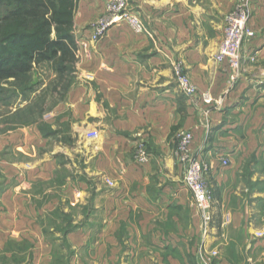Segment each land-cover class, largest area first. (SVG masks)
Listing matches in <instances>:
<instances>
[{
    "label": "crops",
    "instance_id": "0c3cea01",
    "mask_svg": "<svg viewBox=\"0 0 264 264\" xmlns=\"http://www.w3.org/2000/svg\"><path fill=\"white\" fill-rule=\"evenodd\" d=\"M107 1L79 0L74 27L85 56H78V83L63 117L73 143L58 148V156L49 154L46 180L66 170L76 178L110 181L108 187L118 191L89 197L86 181L64 178V197L46 202V222L59 225L46 224V264H194L193 229L177 228L172 214L189 210L191 225L195 212L200 216L191 194L178 184L180 165L173 158L177 135L184 131L193 135L192 155L209 166L213 195L204 251L216 252L218 264H264V235L257 236L264 229V165L244 164L248 157H264V0H251L248 27L254 37L243 46L235 79L214 56L226 16L239 0H130L146 33L134 34L121 24L94 43L88 30H80L103 13ZM179 60L197 88L192 99L176 84L172 67ZM205 92L210 106L199 98ZM139 143L149 154L143 166L132 157ZM154 174L168 183L152 196ZM14 189L0 194L10 209ZM0 220L17 216L7 211ZM64 220L74 227L61 228ZM125 222L120 244L117 223ZM167 222L171 228L164 227ZM18 238L16 231H0V250ZM44 260L40 255L32 264Z\"/></svg>",
    "mask_w": 264,
    "mask_h": 264
},
{
    "label": "rangeland",
    "instance_id": "374dc122",
    "mask_svg": "<svg viewBox=\"0 0 264 264\" xmlns=\"http://www.w3.org/2000/svg\"><path fill=\"white\" fill-rule=\"evenodd\" d=\"M104 12L105 6L103 13L85 29L80 30V33L87 30L91 33V26ZM75 32L74 27L76 51L73 60L65 64L68 69L64 74L58 75L52 63L44 62L34 66L26 79L0 83V194L10 186L15 187L14 193H16L15 204L11 209V205L0 202V213L8 211L17 216V220L13 221L0 220V231L9 234L16 231L20 236L16 240H8L5 243L0 250V264H32L34 258L40 255L45 257L42 264H46V224L55 228L59 226L56 225L57 221L46 222V202L49 199L64 197L61 194V187L65 184L64 178L69 177L71 182H75L77 178L86 181L89 185L87 188L89 197L118 191L114 187H108L111 186L108 181H106V186L100 178H88L85 175L76 178L73 173L66 170H63V173H57L53 179L46 180V163H48L49 154L58 156L57 153H54L58 148L73 143L71 124L64 121L63 117L68 114L65 109L66 103L70 101V93L78 83L76 75L78 56H85L80 50ZM251 61L254 62V58ZM176 63L180 64L182 73L187 76L184 64L180 60L174 62L173 73L175 74ZM252 132L257 131L253 130ZM177 143L178 135L175 148ZM136 146L137 144L132 150L134 162ZM173 158L178 165L177 158L174 155ZM251 163L264 165V157L246 158L244 164ZM179 167L178 184L183 188L185 167L183 165ZM163 175L165 174L163 173ZM165 179L167 181L166 176ZM149 180L148 192L152 196L162 194L163 185L168 183L161 180L158 174H154ZM208 186L210 187L209 183ZM132 191L133 189L130 190L129 195L132 194ZM53 212L59 213L57 206ZM172 214L178 217L177 228L189 231L193 229L194 264H218L217 253L213 256L212 252L209 254L204 251L203 238L206 230L197 212L194 215L193 225H191L189 210L178 209L174 210ZM134 222L138 223V219ZM60 224V227L65 230L74 227L71 221H60ZM125 225L127 222L117 223L119 231L116 236L120 244L124 241L125 236L122 230ZM164 227L171 228V224L167 222ZM174 227L175 225L172 226V228ZM118 256L120 260L122 251L118 253Z\"/></svg>",
    "mask_w": 264,
    "mask_h": 264
},
{
    "label": "built area",
    "instance_id": "2783aa9c",
    "mask_svg": "<svg viewBox=\"0 0 264 264\" xmlns=\"http://www.w3.org/2000/svg\"><path fill=\"white\" fill-rule=\"evenodd\" d=\"M250 18L251 0H240L239 4L226 17L223 39L214 56L216 63L226 65L232 73L233 79H235L241 68L243 46L245 42L254 37L253 31L248 27ZM121 24L127 25L134 34L146 33L138 15L130 9V0H109L105 5L104 14L91 26L90 40L93 42L100 41L111 28ZM174 72L175 81L181 93L190 99L197 96L196 86L182 73L180 64H175ZM199 98L207 106L213 103L211 96L207 92L199 95ZM87 136L91 139L95 138L96 134L89 133ZM192 141L193 135L191 132H180L174 156L177 158L178 163L185 167L183 184L191 194L205 230H207L211 222L212 206V191L207 183L209 166L198 157L192 155ZM135 162L141 166L149 162V154L143 143H139L136 146ZM220 162L223 166L228 165V161L225 158H221ZM108 184L112 185V182L108 181ZM263 235L264 229L263 232L257 234L259 237ZM212 254L215 256L216 252H212Z\"/></svg>",
    "mask_w": 264,
    "mask_h": 264
},
{
    "label": "trees",
    "instance_id": "16d2710c",
    "mask_svg": "<svg viewBox=\"0 0 264 264\" xmlns=\"http://www.w3.org/2000/svg\"><path fill=\"white\" fill-rule=\"evenodd\" d=\"M79 0H0V83L26 79L34 66L52 63L58 75L76 51ZM213 195V193H212Z\"/></svg>",
    "mask_w": 264,
    "mask_h": 264
}]
</instances>
